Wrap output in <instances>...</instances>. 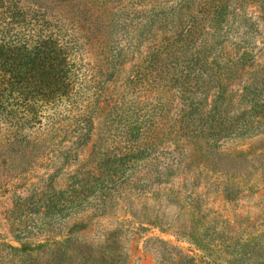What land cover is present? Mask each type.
Segmentation results:
<instances>
[{"label": "rangeland", "instance_id": "obj_1", "mask_svg": "<svg viewBox=\"0 0 264 264\" xmlns=\"http://www.w3.org/2000/svg\"><path fill=\"white\" fill-rule=\"evenodd\" d=\"M70 1L82 59L117 73L99 92L90 138L73 143L79 131L63 115L47 158L26 164L21 150H0V264H264V132L228 136L202 120L217 78L226 109L216 116L241 112L243 85L264 65V0ZM245 51L237 78L233 59ZM197 69L213 85L192 80L197 107L183 116L180 83ZM138 71L151 84L143 97L130 84ZM131 94L151 109L150 155L111 163L105 197L77 200L100 171L94 142L116 146L127 129L113 99Z\"/></svg>", "mask_w": 264, "mask_h": 264}, {"label": "trees", "instance_id": "obj_2", "mask_svg": "<svg viewBox=\"0 0 264 264\" xmlns=\"http://www.w3.org/2000/svg\"><path fill=\"white\" fill-rule=\"evenodd\" d=\"M75 8V3L70 0H0V150H21L26 164L34 163L32 160L38 158L36 152L43 153L42 158L49 156L47 151L54 147L56 140L48 132L54 127V119L60 116L66 115L74 131H79L73 143L81 142L87 136L90 138L95 112L103 108L99 92L117 73L97 72L82 59L79 39L69 35L77 27ZM234 57L237 58L233 59L234 64L237 61V65H241L236 68V76L243 78L246 63L250 61L249 52ZM208 74L201 69L189 70L186 82L180 83L183 116L191 114L197 107L191 91L192 88L200 89V84L196 85L194 83L199 82L192 80L200 76L205 86L212 87L210 83L214 76L208 78ZM252 76L251 82L244 83L243 92L239 94L243 108L233 117L221 116L222 113L216 116L221 110L219 107L224 106L221 93L225 91L220 84L224 78H217L211 108L202 120L211 124V128L219 125V132L228 136L264 132V100H261L264 97V65ZM148 81L138 71L130 84H135L143 97L151 85L150 81L145 83ZM189 88L191 91H187ZM140 97L131 94L128 99L123 95L113 99L117 116L122 117L120 121L125 123L127 131H124L125 135L122 131L114 135L112 140L117 142L116 146L107 145L102 136L94 142L91 157L100 171L77 189V200L90 195L105 197L115 186L110 183L118 171L109 168L111 163L120 161L121 169H125L129 159L150 155V144L144 140L150 134L151 109L142 98L139 101ZM131 110L136 115L134 121L129 118ZM122 136L125 137L123 143L120 141Z\"/></svg>", "mask_w": 264, "mask_h": 264}]
</instances>
